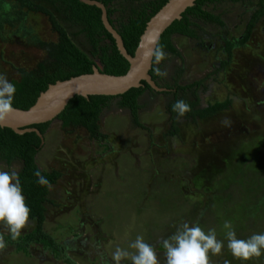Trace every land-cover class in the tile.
<instances>
[{"label":"rangeland","instance_id":"rangeland-1","mask_svg":"<svg viewBox=\"0 0 264 264\" xmlns=\"http://www.w3.org/2000/svg\"><path fill=\"white\" fill-rule=\"evenodd\" d=\"M244 7L225 1L226 27L202 25L203 46L174 34L181 57L170 55L161 69L167 72L164 81L171 82L182 66L181 84L209 74L203 82L207 89H198L200 104L228 96L230 109L195 123L181 118L178 134L170 136L165 135L171 123L165 106L171 94L144 93L138 116L146 129L131 122L127 109L112 105L100 116L105 142L82 129L63 131L59 120L52 121L36 159L40 167L62 173L51 189L44 223L58 248L35 243L24 253L6 241L0 264H113L116 248L134 251L129 245L137 236L154 246L164 264L161 241L183 222L199 223L205 232L215 229L224 240L223 254L212 256V264H264V255L247 262L233 258L224 227L230 222L240 239L264 233V16L250 39L233 48L229 63L212 72L226 58L222 35L242 32ZM27 22L40 38L55 39L44 15L29 12ZM74 39L87 49L82 34ZM42 55L20 38L0 40V74L9 82L17 79L16 67L30 68ZM239 155L249 156L246 164L253 162L248 170L236 171ZM20 166L17 160L9 165L0 160L3 171ZM32 229L30 223L21 235ZM0 234H8L3 225Z\"/></svg>","mask_w":264,"mask_h":264},{"label":"trees","instance_id":"trees-1","mask_svg":"<svg viewBox=\"0 0 264 264\" xmlns=\"http://www.w3.org/2000/svg\"><path fill=\"white\" fill-rule=\"evenodd\" d=\"M97 1L105 6L109 23L120 35L127 53L132 55L147 21L167 0ZM225 1L247 6L244 7L243 13L248 14V20L241 39L225 41L223 49L226 58L221 60L212 72L224 68L231 59L235 45L243 44L252 27L264 16V0H195L193 5L187 7L181 13V17L175 19L159 37L157 44L167 54L166 59L170 55L181 57L178 48L172 42L174 34L199 39V44L203 46L200 34L202 25L210 23L224 27L225 21L222 15L227 9L222 8V4ZM217 9H220V12H215ZM29 12L40 13L47 18L51 32L56 34L55 39L44 40L36 34L33 26L27 22ZM59 19L67 27L70 25L76 29L70 31L60 23ZM80 34L84 37L87 49L78 45L74 39ZM13 37L20 38L27 45L43 52L42 57L32 67L15 68L18 78L10 81L16 87L13 107L20 109L29 108L50 84L79 74L91 73L93 66H96L100 72L113 75L124 74L129 67L126 58L118 51L113 36L102 23L101 9L95 4L84 3L80 0H0V40L6 41ZM163 62L159 65L152 63L149 74L158 86L165 88L161 93L171 94L165 106L171 121L170 128L165 135L178 134V122L181 118L195 123L198 119L211 117L230 109L232 100L228 96L223 100L209 101L205 105L200 104L198 89L201 88V92L207 89V85L203 82L209 74L181 84L179 81L184 68L178 66L171 75V82H167L163 77L156 75L155 71L157 67L162 69ZM144 93L159 92L145 80H141L140 86L131 87L118 95H89L87 97L75 95L54 119L27 126L35 128L40 135L35 130L17 133L9 127L0 126V160L5 161L7 165L15 160L21 162L17 172L26 204L31 209L30 223L33 225L31 231L20 235L15 241L9 234H3L5 241L15 244V247L24 253H27L30 245L35 243H40L53 251L58 248L54 238L44 228L46 203H52L49 197L51 190L38 184L37 177L34 175L35 171L39 170L52 186L62 175L60 170L40 167L36 159L52 121L59 120L63 131L84 129L90 138L105 142L108 134L101 130L100 116L112 105L127 109L131 122L135 126L146 129L138 116L139 109L144 106L139 102ZM180 99L190 105L191 111L177 119V113L172 110V105ZM242 156L239 155V161L237 160L235 164L236 171H242V168L248 170L253 165V162L245 163L249 156H243V158ZM240 161L243 162L242 165H237ZM226 179L229 180V177L226 176Z\"/></svg>","mask_w":264,"mask_h":264},{"label":"clouds","instance_id":"clouds-1","mask_svg":"<svg viewBox=\"0 0 264 264\" xmlns=\"http://www.w3.org/2000/svg\"><path fill=\"white\" fill-rule=\"evenodd\" d=\"M166 58L167 54L158 44L155 47H147L143 54L145 62L150 60L156 65ZM155 71L158 76H167V72L159 67ZM15 93V85L9 82L5 75L0 74V125H3L15 111L13 108ZM172 110L177 113V119H180L191 111V108L180 99L174 102ZM34 175L38 184L52 189L50 181L39 170L35 171ZM30 212L31 209L23 195L19 173L15 170L10 172L0 170V225L7 229L12 240H17L22 231L30 227ZM224 227L228 229L225 239L227 249L233 258L247 262L264 255V233H254L247 239H240L237 238L230 222H225ZM161 243L164 249V264H212L211 257L222 255L225 247L224 240L217 238L215 229L205 232L199 223L190 226L188 222L177 226L175 232ZM5 248L4 235L0 234V250ZM129 248L134 251L117 247L111 256L113 264H122L124 260H129L130 264H161L154 246L147 243L142 236H137Z\"/></svg>","mask_w":264,"mask_h":264},{"label":"water","instance_id":"water-1","mask_svg":"<svg viewBox=\"0 0 264 264\" xmlns=\"http://www.w3.org/2000/svg\"><path fill=\"white\" fill-rule=\"evenodd\" d=\"M80 1L95 4L101 9V20L104 27L111 33L118 51L129 63L127 71L121 75H113L100 72L96 66H93L91 73L58 80L42 91L29 108L13 107L15 111L0 126L9 127L17 133L35 130L39 134L35 128L27 126L54 119L75 95L84 97L89 95H118L131 87L140 86L141 80H145L154 90H165L152 80L149 74L152 63L150 60L145 62L143 54L147 47L156 46L162 32L175 19H179L181 13L187 7L192 6L195 0H167L147 21L132 55L127 53L120 35L109 23L105 6L97 0Z\"/></svg>","mask_w":264,"mask_h":264},{"label":"flooded vegetation","instance_id":"flooded-vegetation-1","mask_svg":"<svg viewBox=\"0 0 264 264\" xmlns=\"http://www.w3.org/2000/svg\"><path fill=\"white\" fill-rule=\"evenodd\" d=\"M216 12H220V9H217L216 10ZM227 13V12H226ZM225 13V14H226ZM247 20H248V16H247V19H246V22H247ZM246 22L244 23V27H243V29H242V32L239 34V35H236V36H231V35H229V37H226V36H223L222 35V38L224 39L223 40V43H225V41H228V40H232V41H237V40H239V39H241L242 37H243V35H244V31H245V28H246ZM210 24V23H209ZM212 25V24H211ZM215 25V24H214ZM217 26H219V25H217ZM255 26V25H254ZM253 26V27H254ZM220 27V26H219ZM224 27H226V25L224 26ZM252 27V28H253ZM222 28V27H221ZM252 30V29H251ZM250 34H251V32H250ZM250 34H249V36L247 37V39H246V41L244 42V43H246L249 39H250ZM197 40V39H196ZM199 42H200V40L198 39V44H199ZM243 43V44H244ZM200 45V44H199ZM224 45V44H223ZM242 44H236L235 45V47L236 46H241ZM201 46V45H200ZM233 50V49H232ZM222 52H224L225 53V51H224V49L222 48ZM232 54V53H231ZM164 88V87H163ZM159 93H161L162 91H158ZM168 118H169V115H168ZM82 130H84V129H82ZM86 131V130H85ZM87 132V131H86ZM88 134V133H87ZM13 244V243H12ZM13 245H15V244H13Z\"/></svg>","mask_w":264,"mask_h":264}]
</instances>
